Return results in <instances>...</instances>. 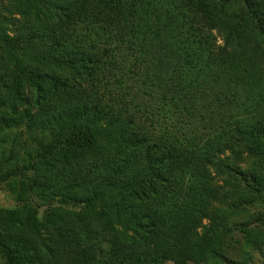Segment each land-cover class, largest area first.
<instances>
[{"label":"trees","instance_id":"obj_1","mask_svg":"<svg viewBox=\"0 0 264 264\" xmlns=\"http://www.w3.org/2000/svg\"><path fill=\"white\" fill-rule=\"evenodd\" d=\"M23 1L15 12L29 28L0 27V64L4 56L13 62L2 69L21 85L8 102L0 98V109L20 100L28 130H51L37 147L64 165L46 183L53 201L109 206L90 216L99 217L96 232L93 221L68 213L71 228L43 239L46 254L82 249L98 232L113 252L100 260L85 247L82 263H205L220 241L216 204L225 197L211 167L228 153L264 154L263 121L244 126L252 112L232 103L239 95L226 90L230 71L216 62L245 56L264 68V19L257 30L232 24L213 0H191L190 10L185 0ZM32 169L5 170L0 181ZM15 237L8 239L20 245ZM10 245L0 235L6 264H34L22 233L21 252Z\"/></svg>","mask_w":264,"mask_h":264},{"label":"rangeland","instance_id":"obj_2","mask_svg":"<svg viewBox=\"0 0 264 264\" xmlns=\"http://www.w3.org/2000/svg\"><path fill=\"white\" fill-rule=\"evenodd\" d=\"M28 3H31V0ZM190 3L191 0H185L184 4L188 10L192 9ZM21 5H24L23 0H0V27L9 28V34L21 33L29 28L28 22L21 18V14L15 12ZM178 7L177 3L176 8ZM210 7L226 15L232 24L248 26L253 28L252 30H257L264 19L261 0H213ZM9 12L14 13L11 15L16 20L14 25H11L12 17ZM5 18L8 20L5 21ZM145 19L146 16L142 15L141 20L144 22ZM202 23L196 25L202 29ZM213 35L217 44L221 45L223 37L216 32ZM216 64H222L226 72L230 71L227 75L226 90L239 95L232 103L246 108L247 114L252 112L242 117L244 126L253 124L258 119L264 123V68L245 56L239 59L231 57L223 61L217 60ZM3 65L12 69L14 64L5 56L4 63L1 61L0 64V77L3 76L0 82V98L6 103L10 100L13 90L16 87L21 89V85L8 79L7 73L2 69ZM23 111L20 100L0 109V173L21 166L34 168L24 176L0 181V217L4 220V230L0 232L2 240L21 252L22 233L23 248L32 249L29 254L34 264H85L81 261L85 247L100 260H106L104 252L112 253L113 250L106 245L98 232L94 234V238H87V243L82 249L64 247L61 250L55 249L52 256L46 254L43 239L51 233L55 234L56 227L65 228L67 225L71 228L72 224L68 222L70 219L73 221V218H69L68 213H72L75 219L89 220L93 214L106 212L109 206L107 201L99 200L93 208L72 209L53 201L46 183L50 181L53 171L63 170L64 165L60 161L52 163L51 158H43L40 155L37 142L49 143L52 132L35 127L28 130L25 123L21 122ZM30 114L37 115V111H31ZM2 117H6L5 121H1ZM259 143L264 145V138L259 139ZM112 146L113 144H110L108 148ZM11 153L14 160L7 161ZM56 159L61 160V157L56 156ZM211 172L215 182L223 186L225 197L216 204L222 216L220 241L208 252L207 261L203 264H264V154L228 153L214 163ZM26 215L29 220L22 224L21 220ZM105 216L115 220L112 214ZM98 219L99 217L95 216L89 220L93 221L95 232ZM51 226L53 231L50 230ZM14 236L20 238V245L9 241L8 237ZM0 264H6L1 252ZM160 264L194 263L167 259Z\"/></svg>","mask_w":264,"mask_h":264}]
</instances>
